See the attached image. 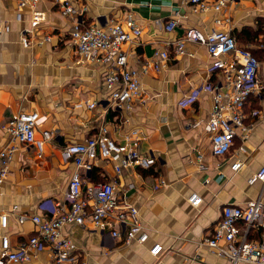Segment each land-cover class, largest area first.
I'll return each mask as SVG.
<instances>
[{
	"label": "crops",
	"instance_id": "0c3cea01",
	"mask_svg": "<svg viewBox=\"0 0 264 264\" xmlns=\"http://www.w3.org/2000/svg\"><path fill=\"white\" fill-rule=\"evenodd\" d=\"M69 1L82 24H107L132 16L142 29L138 38L122 46L132 68L140 71L153 60L156 49L167 51L170 58L159 71L150 66L146 74H140V98L128 107L115 108L105 81L110 66L77 63L70 39L74 17L63 14L52 0H41L35 10L43 13L44 20L29 35L33 10L17 9L16 0H0V148L8 140L2 125L18 111L38 113L37 140L45 130L51 134L40 155L35 147L20 145L9 162L7 177L0 185V248L3 236L12 249H18L36 234L31 219L19 221V214L46 215L45 203L63 199L74 164L62 158V149L85 141L105 124L117 141L138 129L140 151L154 155L156 163L150 168H126L116 175L112 163L98 159L82 177L86 183L114 180L117 195L138 210L149 237L145 244H125L107 232L65 225L62 234L75 244L77 262L231 264L204 239L211 234L224 205H245L262 188L259 182L249 184L247 178L264 166V98L252 100V107L260 112L246 119L250 128L247 139L237 136L225 155L214 156L202 124L212 104V95L204 87L219 82L221 75L212 68L202 44L186 42L185 53L179 55L173 43L191 27L232 33L262 28L264 0H237L221 12H192L189 0ZM172 18L177 25L166 30ZM45 34H51V40L38 44ZM23 35L31 41L28 46L22 44ZM195 88L200 89L197 99L182 106L180 102ZM92 101L96 105L88 108ZM197 120L201 124L193 125ZM240 145L244 152L238 151ZM236 160L242 166L233 171L230 166ZM193 193L201 198L197 206L189 201ZM2 215H6L5 224ZM254 238H260V231ZM154 243L163 248L156 257L150 253ZM24 264H51L48 250L44 247L33 252Z\"/></svg>",
	"mask_w": 264,
	"mask_h": 264
},
{
	"label": "built area",
	"instance_id": "2783aa9c",
	"mask_svg": "<svg viewBox=\"0 0 264 264\" xmlns=\"http://www.w3.org/2000/svg\"><path fill=\"white\" fill-rule=\"evenodd\" d=\"M41 0H16L17 9L30 8L33 14L30 20V35L44 15L35 8ZM59 5L61 12L76 20L70 30V39L75 48L77 63L81 65L104 64L110 66L105 81L109 89V101L113 107H128L141 96L140 74H146L150 66L159 71L170 58L165 50L156 49L154 58L140 71L128 64V55L122 50L125 43L138 38L142 29L131 15L107 24L91 22L82 24L79 12L69 0H52ZM237 0H189L192 12L224 11L229 4ZM218 21V20H217ZM177 20L172 18L166 30H172ZM51 34H45L38 44L50 41ZM28 46L31 41L27 35L21 38ZM186 42L202 44L210 58L212 68L221 75L217 83H208L204 89L212 95V104L208 117L202 122L209 137L211 153L214 156L225 155L239 136L242 141L248 137V116L256 117L260 110L252 107V100L262 99L264 90V61H259L252 51L238 43L230 31L212 30L203 32L197 28H187L183 36L173 43L175 54L185 53ZM200 89L195 88L180 104L191 105ZM96 102H88L93 108ZM38 113L18 111L2 125L8 140L0 148V185L8 174V165L18 147H35L40 155L43 142L51 134L45 130L42 139L35 138ZM197 120L193 125H199ZM139 130L133 129L117 141L110 136L105 124L98 126L97 132L83 142L67 144L61 151L64 160H71L74 169L70 174L62 200L48 201L43 207L44 214H19V221L30 218L36 226V234L30 236L18 249L10 247L6 236L1 238L0 264H24L33 252L46 248L51 264H87L77 262V248L70 238L62 234V228L68 224L90 227L93 230L107 232L112 238L125 244L136 242L145 244L149 233L142 224L138 210L122 201L117 195L115 181L86 183L82 174L89 172L95 160L101 159L112 163L116 175L126 168H150L156 163L152 154H144L139 149ZM244 152V145L238 147ZM201 156L197 161L200 168ZM242 166L239 160L231 164L233 171ZM80 169L83 171L81 172ZM161 181L160 183H162ZM247 182L251 185L262 184L259 194L245 205L226 204L222 207L219 220L204 243L217 254L226 256L231 264H264V166L249 174ZM201 198L193 193L189 197L192 205L197 206ZM45 212V213H46ZM6 215L1 216L5 224ZM260 231V238H254ZM162 245L154 243L150 253L158 256Z\"/></svg>",
	"mask_w": 264,
	"mask_h": 264
},
{
	"label": "trees",
	"instance_id": "16d2710c",
	"mask_svg": "<svg viewBox=\"0 0 264 264\" xmlns=\"http://www.w3.org/2000/svg\"><path fill=\"white\" fill-rule=\"evenodd\" d=\"M262 27V26H261ZM234 33H232L233 36H235L236 40L238 41L239 44H241L242 46L248 47V44L253 42L254 40H256V38L258 37V34L261 33V28L254 30V29H249V28H245L242 29L241 31H239V33H237L235 30L233 31ZM247 45V46H246ZM252 53L254 54V56L259 60V61H264V59H261L259 57V55L257 53L261 52L264 53V48L262 50H258V49H252L250 47H248ZM263 98H264V90H263ZM257 101V99L253 100ZM256 105H258V102H256Z\"/></svg>",
	"mask_w": 264,
	"mask_h": 264
},
{
	"label": "rangeland",
	"instance_id": "374dc122",
	"mask_svg": "<svg viewBox=\"0 0 264 264\" xmlns=\"http://www.w3.org/2000/svg\"><path fill=\"white\" fill-rule=\"evenodd\" d=\"M264 26V25H263ZM247 46V45H246ZM248 47L262 50L264 48V27L261 28V33L258 34L256 40L248 44ZM261 59H264V53H257Z\"/></svg>",
	"mask_w": 264,
	"mask_h": 264
}]
</instances>
